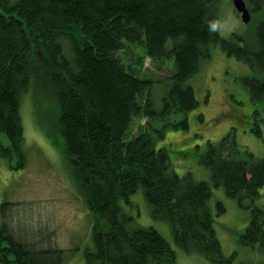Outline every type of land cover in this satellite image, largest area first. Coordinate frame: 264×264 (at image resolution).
Instances as JSON below:
<instances>
[{
  "label": "trees",
  "instance_id": "trees-1",
  "mask_svg": "<svg viewBox=\"0 0 264 264\" xmlns=\"http://www.w3.org/2000/svg\"><path fill=\"white\" fill-rule=\"evenodd\" d=\"M219 1L0 0V134L19 153L20 99L32 81L38 100L56 103L73 182L94 217L84 264H176V252L156 230L131 227L123 207L139 190L153 218L171 224L179 249L232 264L222 256L208 207L210 185L180 177L168 150L157 148L171 125L188 128L186 116L199 104L189 81L215 47L257 72L243 84L253 103L264 104V0H244L256 24L249 39L220 35ZM134 50L142 56L128 63L125 51L133 60ZM146 59L173 69L160 111L156 83L141 71ZM175 115L185 118L173 124ZM135 123L138 132L132 134ZM240 151L230 132L219 145L208 144L203 163L213 186L244 207L242 201H254L264 187V158ZM11 153L0 143V158L9 160ZM218 209L225 212L221 204ZM5 240L0 264H62L46 252H29L3 228L0 242ZM240 243L264 253L263 209L252 208Z\"/></svg>",
  "mask_w": 264,
  "mask_h": 264
},
{
  "label": "rangeland",
  "instance_id": "rangeland-1",
  "mask_svg": "<svg viewBox=\"0 0 264 264\" xmlns=\"http://www.w3.org/2000/svg\"><path fill=\"white\" fill-rule=\"evenodd\" d=\"M215 10L220 15L219 33L223 38L231 39L233 34L250 38L256 24L253 19L250 24H243L232 0H220ZM134 51L133 60L128 59L125 51L128 63L142 56L138 50ZM172 70L169 62L153 64L149 59L143 62L142 73L156 83L157 111L161 110L162 100L171 87L167 79ZM253 77L258 74L249 65L228 58L220 48H213L212 58L204 62L200 72L189 81L199 104L186 116L188 128L171 125L165 131V139L158 140L157 144V148L168 150L172 168L180 177L188 174L191 182L210 185L212 196L208 207L222 256L232 258V264H264V253L257 247L240 243L250 223L252 208L264 211V187L254 201L243 200L242 207L239 200L229 198L223 188L213 186L211 171L203 159L208 144L219 145L230 132L242 154L252 153L257 160L264 158V104L253 103L243 84L245 78ZM35 89L32 81L29 92L23 93L20 99L24 137L20 154L12 148L6 135L0 134L1 145L12 151L9 160L0 158V230L5 228L8 235L31 253L46 252L50 256L48 259L55 256L62 264H84V253L92 242L94 217L73 182L64 141L58 131L57 105L45 97L38 100ZM184 118V115H175L170 121L179 123ZM145 122L143 120L141 125ZM137 132L138 124L135 123L132 134ZM218 204L222 205L224 213L218 214ZM123 210L131 218L133 229L152 228L167 241L176 252V264H214L195 250L186 253L176 246L171 224L153 218L152 206L141 190L131 197ZM7 244L6 240L0 242L2 247ZM43 261L46 258L43 257Z\"/></svg>",
  "mask_w": 264,
  "mask_h": 264
},
{
  "label": "water",
  "instance_id": "water-1",
  "mask_svg": "<svg viewBox=\"0 0 264 264\" xmlns=\"http://www.w3.org/2000/svg\"><path fill=\"white\" fill-rule=\"evenodd\" d=\"M235 12L240 16L243 24H250L252 17L244 0H232Z\"/></svg>",
  "mask_w": 264,
  "mask_h": 264
}]
</instances>
